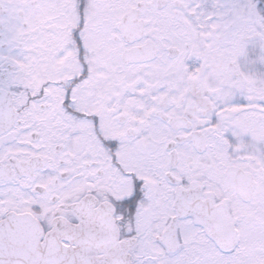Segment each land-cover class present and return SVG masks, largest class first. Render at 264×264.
<instances>
[{
    "label": "snow or ice",
    "instance_id": "6c2138e0",
    "mask_svg": "<svg viewBox=\"0 0 264 264\" xmlns=\"http://www.w3.org/2000/svg\"><path fill=\"white\" fill-rule=\"evenodd\" d=\"M0 264H264V0H0Z\"/></svg>",
    "mask_w": 264,
    "mask_h": 264
}]
</instances>
